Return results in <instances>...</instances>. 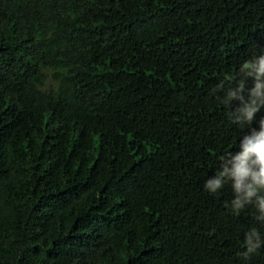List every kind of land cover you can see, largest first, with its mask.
<instances>
[{
    "label": "trees",
    "instance_id": "1",
    "mask_svg": "<svg viewBox=\"0 0 264 264\" xmlns=\"http://www.w3.org/2000/svg\"><path fill=\"white\" fill-rule=\"evenodd\" d=\"M262 52L264 0H0V264H264L204 191Z\"/></svg>",
    "mask_w": 264,
    "mask_h": 264
},
{
    "label": "clouds",
    "instance_id": "2",
    "mask_svg": "<svg viewBox=\"0 0 264 264\" xmlns=\"http://www.w3.org/2000/svg\"><path fill=\"white\" fill-rule=\"evenodd\" d=\"M218 93H223L220 103L231 123L248 131L239 140L237 152L219 157V170L205 181L204 191L217 195L225 185L230 186L232 199L225 208L238 216L251 207L256 222L264 226V116L256 119L264 109V52L245 60L229 82H219L213 90ZM243 244L241 255L248 260L264 246V238L252 227L244 233Z\"/></svg>",
    "mask_w": 264,
    "mask_h": 264
},
{
    "label": "rangeland",
    "instance_id": "3",
    "mask_svg": "<svg viewBox=\"0 0 264 264\" xmlns=\"http://www.w3.org/2000/svg\"><path fill=\"white\" fill-rule=\"evenodd\" d=\"M51 85H52L51 81H48L47 82V87L49 88V87H51Z\"/></svg>",
    "mask_w": 264,
    "mask_h": 264
}]
</instances>
